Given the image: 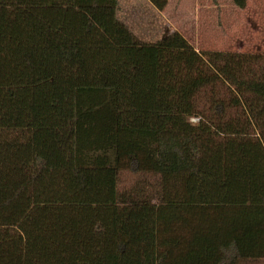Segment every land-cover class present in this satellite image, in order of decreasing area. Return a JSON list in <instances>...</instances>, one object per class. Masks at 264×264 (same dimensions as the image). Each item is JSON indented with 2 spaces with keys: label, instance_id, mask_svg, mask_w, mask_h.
<instances>
[{
  "label": "trees",
  "instance_id": "trees-1",
  "mask_svg": "<svg viewBox=\"0 0 264 264\" xmlns=\"http://www.w3.org/2000/svg\"><path fill=\"white\" fill-rule=\"evenodd\" d=\"M118 7L0 0V264H264V55Z\"/></svg>",
  "mask_w": 264,
  "mask_h": 264
},
{
  "label": "rangeland",
  "instance_id": "rangeland-1",
  "mask_svg": "<svg viewBox=\"0 0 264 264\" xmlns=\"http://www.w3.org/2000/svg\"><path fill=\"white\" fill-rule=\"evenodd\" d=\"M158 12L147 0H119V21L142 42L178 32L198 52L264 55V0H249L244 10L232 0H169Z\"/></svg>",
  "mask_w": 264,
  "mask_h": 264
},
{
  "label": "crops",
  "instance_id": "crops-1",
  "mask_svg": "<svg viewBox=\"0 0 264 264\" xmlns=\"http://www.w3.org/2000/svg\"><path fill=\"white\" fill-rule=\"evenodd\" d=\"M168 1H169V0H168ZM168 8H169V4H168L167 8H166L163 12H158V13H159V14H162V13L166 12V11L168 10Z\"/></svg>",
  "mask_w": 264,
  "mask_h": 264
}]
</instances>
